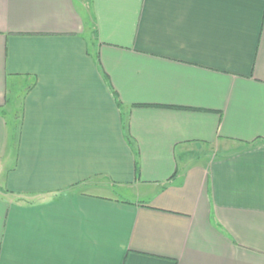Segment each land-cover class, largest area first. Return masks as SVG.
Returning a JSON list of instances; mask_svg holds the SVG:
<instances>
[{"label":"crops","instance_id":"crops-1","mask_svg":"<svg viewBox=\"0 0 264 264\" xmlns=\"http://www.w3.org/2000/svg\"><path fill=\"white\" fill-rule=\"evenodd\" d=\"M0 264H264V0H0Z\"/></svg>","mask_w":264,"mask_h":264},{"label":"rangeland","instance_id":"rangeland-1","mask_svg":"<svg viewBox=\"0 0 264 264\" xmlns=\"http://www.w3.org/2000/svg\"><path fill=\"white\" fill-rule=\"evenodd\" d=\"M17 96V92L16 95H14V98ZM18 97V96H17ZM19 104V103H18ZM17 108H19V105H17ZM13 126H14V133H17V130L19 129L20 126V112L18 111V113L15 116V119H13ZM15 143V142H14Z\"/></svg>","mask_w":264,"mask_h":264}]
</instances>
